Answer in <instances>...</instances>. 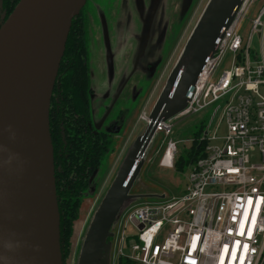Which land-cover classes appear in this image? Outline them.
Returning <instances> with one entry per match:
<instances>
[{
  "label": "built area",
  "instance_id": "built-area-1",
  "mask_svg": "<svg viewBox=\"0 0 264 264\" xmlns=\"http://www.w3.org/2000/svg\"><path fill=\"white\" fill-rule=\"evenodd\" d=\"M256 1L263 2L262 8L244 38L238 28ZM255 34L259 49L253 45ZM219 38L186 107L156 129L170 135L173 120L213 106L203 152L189 169L180 195L153 194L159 200L119 214L121 227L125 218L124 229L111 230L110 236L118 242L119 259L135 264H264V0H240ZM228 55L227 67L216 77ZM218 115L227 133L219 137V144H211L218 139L216 130H211ZM177 150V142L169 140L160 161L163 167L175 166ZM129 223L137 227V234L127 233Z\"/></svg>",
  "mask_w": 264,
  "mask_h": 264
},
{
  "label": "rangeland",
  "instance_id": "rangeland-1",
  "mask_svg": "<svg viewBox=\"0 0 264 264\" xmlns=\"http://www.w3.org/2000/svg\"><path fill=\"white\" fill-rule=\"evenodd\" d=\"M209 1H87L84 11L90 20L89 57L94 87L91 115L96 125L107 118L103 127L105 130L109 129L112 123L119 121L121 110L124 113L121 115V125L113 138V151L105 155L88 190L78 202L63 264H79L84 239L97 208L136 139L146 130L150 114ZM262 4L261 1L254 2L242 18L237 32L242 37L247 38L250 35L253 20ZM253 45L257 49L260 47V38L256 34ZM228 58L229 55L216 77L227 67ZM110 104L113 105L107 109ZM212 112L213 106L196 115L173 120L172 134H156L143 159L137 179L129 191L132 197L124 202L121 213L142 202L159 200L152 198L153 194H165L169 197L178 196L183 192L189 169L205 147V133L211 122ZM211 130H216L218 136L211 144H219V137L227 133L225 123L220 122V115L213 120ZM169 140L176 141L178 146L173 168L163 167L160 162ZM120 217L111 228L115 233L124 229L125 218L121 227ZM127 233L135 235L138 229L129 223ZM106 247L101 264H118L117 240L108 237Z\"/></svg>",
  "mask_w": 264,
  "mask_h": 264
},
{
  "label": "water",
  "instance_id": "water-1",
  "mask_svg": "<svg viewBox=\"0 0 264 264\" xmlns=\"http://www.w3.org/2000/svg\"><path fill=\"white\" fill-rule=\"evenodd\" d=\"M87 0H21L10 17L0 27V194L13 189L12 200L0 210L4 217L16 209L18 195L23 190V181L16 178L15 170L23 162L13 160L5 144L6 130L12 138L24 132L33 122L42 121L51 153V180L58 211V261L30 257L24 249L12 242L0 228V264H63L61 226L58 197L56 195L54 149L50 134V108L59 75L62 57L71 32L73 19L86 5ZM240 0H210L189 43L182 52L165 89L150 114L144 133L136 139L106 196L98 206L86 234L79 264H101L111 228L122 211L124 202L131 198L129 191L143 165V159L157 134L160 123L171 119L184 109L188 95L203 70L209 52L228 27L233 12ZM146 30L148 25L146 24ZM146 33V31H145ZM145 35V34H144ZM25 71L27 81L21 82L23 89H33L31 96L17 100L12 106L4 103L3 70ZM18 90V89H17ZM17 93V92H16ZM19 93V92H18ZM25 161V160H24ZM4 184L7 186L4 187Z\"/></svg>",
  "mask_w": 264,
  "mask_h": 264
},
{
  "label": "trees",
  "instance_id": "trees-1",
  "mask_svg": "<svg viewBox=\"0 0 264 264\" xmlns=\"http://www.w3.org/2000/svg\"><path fill=\"white\" fill-rule=\"evenodd\" d=\"M20 1L0 0V27ZM71 27L49 115L56 195L60 210L62 256L69 246L67 239L78 202L88 190L105 155L113 151L112 128L117 125L112 123L105 130L103 127L97 128L91 115L93 89L88 57L89 26L84 11L75 16ZM118 264L134 262L124 257L119 259Z\"/></svg>",
  "mask_w": 264,
  "mask_h": 264
},
{
  "label": "bare ground",
  "instance_id": "bare-ground-1",
  "mask_svg": "<svg viewBox=\"0 0 264 264\" xmlns=\"http://www.w3.org/2000/svg\"><path fill=\"white\" fill-rule=\"evenodd\" d=\"M3 72L5 105L12 106L17 100L33 94V89L25 90L24 85L20 86L21 82L27 81L28 73L12 71L11 68ZM17 135L12 138V132L6 130L5 144L13 160L23 162L16 168L15 175L23 181L24 187L18 195L16 209L9 210L4 217L0 216V228L30 257L58 261V211L52 189L51 153L45 127L42 121H36ZM13 194V189L2 190L0 210L12 200Z\"/></svg>",
  "mask_w": 264,
  "mask_h": 264
},
{
  "label": "flooded vegetation",
  "instance_id": "flooded-vegetation-1",
  "mask_svg": "<svg viewBox=\"0 0 264 264\" xmlns=\"http://www.w3.org/2000/svg\"><path fill=\"white\" fill-rule=\"evenodd\" d=\"M88 1V0H87ZM87 3V2H86ZM85 7V6H84ZM82 11H84V8L81 10V12ZM84 13H85V11H84ZM85 15L87 16V22H88V26H89V22H90V20H89V15L87 14V13H85ZM90 26H89V33H88V42H89V52H90V43H91V41H90ZM89 57V56H88ZM89 65H90V57H89ZM92 75V74H91ZM91 87H92V89H93V93H94V87L92 86V76H91ZM92 93V94H93ZM111 105H113V104H110V106L108 105L107 106V109L109 108L110 109V107H111ZM124 112L121 110L120 111V116H118V117H120L119 118V121L117 122V125H115V126H113V128H112V132H114V136H115V133L117 132V130L119 129V125H121V123H120V120L123 118V117H121V115L123 114ZM105 122H106V120L104 119V121H102V123H100V124H98V125H96V127L97 128H101V127H104V124H105Z\"/></svg>",
  "mask_w": 264,
  "mask_h": 264
},
{
  "label": "snow or ice",
  "instance_id": "snow-or-ice-1",
  "mask_svg": "<svg viewBox=\"0 0 264 264\" xmlns=\"http://www.w3.org/2000/svg\"><path fill=\"white\" fill-rule=\"evenodd\" d=\"M247 203H248L249 206H251V205H252V199L249 198ZM257 210H259V209L257 208ZM246 219H247V212H245V220H246ZM254 223H255V220L253 219V224H254ZM230 234H231V233H230ZM240 235H243V225H241ZM250 237H251V233L249 232V238H250ZM239 244H240V242L237 240V241H236V246L239 247ZM247 248H248V245L245 244V245H244V250H245V252L247 251ZM224 251H225L226 253L228 252V247H227V245L225 246ZM232 258H233V259L236 258V257H235V253L232 254ZM222 264H223V261H222ZM241 264H243V261H241Z\"/></svg>",
  "mask_w": 264,
  "mask_h": 264
}]
</instances>
